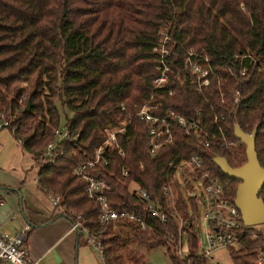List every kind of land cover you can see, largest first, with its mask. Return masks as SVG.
<instances>
[{
    "label": "trees",
    "instance_id": "trees-1",
    "mask_svg": "<svg viewBox=\"0 0 264 264\" xmlns=\"http://www.w3.org/2000/svg\"><path fill=\"white\" fill-rule=\"evenodd\" d=\"M161 28L169 38L167 62L172 69L166 85L171 93L159 96L162 108L173 107L195 118L212 143L204 147L201 131L186 134L175 123L173 140L151 155L146 124L133 118L118 135L115 148L108 151L110 203L151 219L154 232L149 236L133 224L118 232L110 224H100L98 203L87 196L85 181L73 173L72 166L93 154L107 123L128 116L133 103L147 99L151 80L158 74L153 47L160 42ZM188 47L207 52L212 60L211 82L203 94L195 90L188 74L187 79L183 77L182 57ZM247 51L254 62L235 56ZM242 64L248 69L244 74L239 69ZM225 65L231 73H226ZM23 82L28 83L29 110L19 103ZM238 88L239 101L235 102ZM121 102L127 110L120 108ZM58 103L72 112L66 126L76 139L61 141L48 160L40 163L38 184L58 193L69 209L81 215L86 227L100 231L107 263L146 264L145 255L133 248L136 243L147 248L165 245L173 264H202L205 258L197 251V233L190 223L193 213L185 201L180 198L177 205L188 216L183 225L188 253L179 257L169 248L176 247L171 239L180 233L176 220L169 216L162 223L151 217L131 182L163 203L159 187L167 162L198 151L204 168L221 181L223 197L234 201L239 180L226 176L213 157L221 155L233 166L240 164L230 149V143L240 141L234 134L235 123L246 132L256 130L255 149L264 167V0H0V111L15 116L13 135L34 158L59 125ZM259 195L264 201V186ZM190 202L195 212L194 199ZM252 230L249 226L240 232L241 247L231 252L234 264H257L258 249L264 252V240L251 238Z\"/></svg>",
    "mask_w": 264,
    "mask_h": 264
},
{
    "label": "built area",
    "instance_id": "built-area-1",
    "mask_svg": "<svg viewBox=\"0 0 264 264\" xmlns=\"http://www.w3.org/2000/svg\"><path fill=\"white\" fill-rule=\"evenodd\" d=\"M162 36L160 42L153 47L156 52L155 69L158 74L152 78L151 86L147 99L141 103L132 104V113L124 118L116 117L115 122L107 123L102 131L104 133L101 142L94 148L91 156L81 158L73 164L72 171L75 175L85 181L84 191L87 196L98 203V220L101 225L110 224L112 229L118 230L128 224L136 225L140 230L146 231L148 234L154 232L153 221L138 213L135 209H117L110 203L109 191L111 189L110 182L106 178V173L112 172L110 166V152L115 148L118 142V135L130 125L133 118H138L146 124V132L148 134V151L151 155H155L161 146L170 143L173 140V125L179 124L184 133L190 134L198 132V124L195 118L187 117L181 114L173 107L162 108L163 102L159 96L163 93H171V89L167 88L168 73L172 71L171 66L167 62L169 54L166 42L168 36L164 28L160 30ZM242 58H248V62L252 63L255 58L247 51L241 54H235ZM182 66L184 69L183 77L187 79L188 74L194 85L195 90L203 94L204 87L211 82L213 74L212 60L207 52L197 50L194 47L184 49L182 57ZM223 69L226 73H231L230 67L225 65ZM240 73L247 72V66H240ZM223 79V75L219 79ZM225 78V76H224ZM240 88L235 90L234 101H239ZM122 110H127L125 103H120ZM199 113V111H198ZM15 116L8 113L6 110L0 111V130L7 128L12 133L17 127ZM211 118L217 122L216 114L211 115ZM201 131V137L204 147L212 143V139L207 131ZM218 131L222 135V141L226 145L227 142L223 129L218 125ZM76 139V135H72L68 126L60 128L59 126L53 129V138L45 145L42 150H36L34 161L39 168L40 163H45L48 156L52 153L54 147L61 141ZM234 142L230 143L233 144ZM120 155L124 156L123 149L119 150ZM139 167L143 169V163H139ZM165 179L159 189L164 197V202L160 203L154 200L146 188L139 183L131 182L132 191L144 204V208L148 214L157 219L159 222H165L168 217L176 220L180 233L178 237L172 238L176 242V249L183 257L188 253L182 251L181 238L185 233L183 225L187 222L188 216H184L178 208V199H184L182 189L177 185L175 176L177 174H196L202 181V185L206 192L207 203L205 204L204 222L208 227L206 233V242L200 240L198 236V227L194 223L195 213L190 223L197 233V251L204 258L202 264H209L212 261L211 253L219 247H227L231 250L241 247L240 237L243 230L249 226H253L251 238L261 237L264 240V226L260 224L248 225L241 215V211L235 205L234 201H230L223 197L224 189L218 177L211 174L208 169L204 168V160L202 154L198 151L191 152L188 156L171 159L166 164ZM126 173V170H124ZM38 180V179H37ZM50 198L52 204L60 207L72 217V228L80 230L85 234L87 244L96 250L103 264L107 263V257L104 250V244L98 237L100 231L90 230L82 221L81 215L75 209H69L65 202L61 200L58 193L51 192ZM196 199L195 194L189 197ZM186 208L188 206L186 205ZM187 217V218H186ZM26 229L21 228L15 232L0 230V261L4 264H40L39 260L29 256L25 246ZM256 263L264 264V252L258 249L256 255ZM213 264H221L218 261H213Z\"/></svg>",
    "mask_w": 264,
    "mask_h": 264
},
{
    "label": "crops",
    "instance_id": "crops-1",
    "mask_svg": "<svg viewBox=\"0 0 264 264\" xmlns=\"http://www.w3.org/2000/svg\"><path fill=\"white\" fill-rule=\"evenodd\" d=\"M10 132L0 130V230L26 229L28 254L40 264H96L85 234L52 204L51 191L38 184L33 155Z\"/></svg>",
    "mask_w": 264,
    "mask_h": 264
},
{
    "label": "rangeland",
    "instance_id": "rangeland-1",
    "mask_svg": "<svg viewBox=\"0 0 264 264\" xmlns=\"http://www.w3.org/2000/svg\"><path fill=\"white\" fill-rule=\"evenodd\" d=\"M22 85L24 86V91H23V94L21 95L19 103L22 107H25L29 99V97L26 96V90L28 88V83L23 82ZM58 109H59V123H58L59 125L58 126L62 128L66 126L67 119L72 118V112L66 107H62L59 103H58ZM15 115H17L16 112H15ZM2 130L10 132V130L7 128H4ZM231 145L232 146L230 149L237 163L239 162L242 163V161L245 160V152H244L245 145L241 141H236ZM175 181L177 185L183 191V194L185 196L184 199H186L185 203L189 208L187 209L188 212L190 214L195 213L194 223L198 227V236L200 240L205 243L206 233L208 232V227L206 223L204 222L203 217L205 213V206H206L205 204L207 203V196H206L204 187L202 185V181L196 174H184V175L177 174L175 176ZM194 194L196 197L195 212H193V207L189 200V197L193 196ZM260 225L264 226V223H260ZM122 229H124V227L121 229L119 228L116 231L120 232V230ZM148 235L150 236V234ZM181 243H182L181 249L184 253H186L187 248H188V237L185 233L182 235ZM132 244H133L134 249H136L137 251L145 255L146 260H147L146 264H173L169 256V252L165 245H159L154 248H147L142 244H136V243H132ZM87 248L93 252L92 256L94 258L95 263L103 264L98 253L95 250L90 249V247H87ZM169 248L171 250L172 249L176 250V254L179 257H183L182 254H179V252H177L175 245H171L169 246ZM211 256H212V261L209 260L210 261L209 264H213V261H218L221 264H234L232 256H231V250L227 247H219V248L214 249L211 253Z\"/></svg>",
    "mask_w": 264,
    "mask_h": 264
},
{
    "label": "water",
    "instance_id": "water-1",
    "mask_svg": "<svg viewBox=\"0 0 264 264\" xmlns=\"http://www.w3.org/2000/svg\"><path fill=\"white\" fill-rule=\"evenodd\" d=\"M30 104L28 99L25 109L29 110ZM234 134L245 145V160L233 166L224 156L216 155L213 161L226 176L239 180L234 203L241 211L243 221L248 225L264 223V201L259 195L264 186V167L255 149L256 130L246 132L235 123Z\"/></svg>",
    "mask_w": 264,
    "mask_h": 264
}]
</instances>
